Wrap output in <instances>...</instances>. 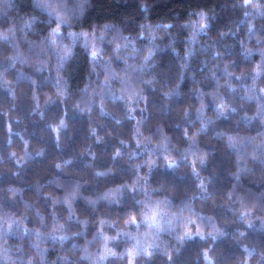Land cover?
Returning a JSON list of instances; mask_svg holds the SVG:
<instances>
[{
	"label": "clouds",
	"instance_id": "9594fccd",
	"mask_svg": "<svg viewBox=\"0 0 264 264\" xmlns=\"http://www.w3.org/2000/svg\"><path fill=\"white\" fill-rule=\"evenodd\" d=\"M0 264H264V0H0Z\"/></svg>",
	"mask_w": 264,
	"mask_h": 264
}]
</instances>
